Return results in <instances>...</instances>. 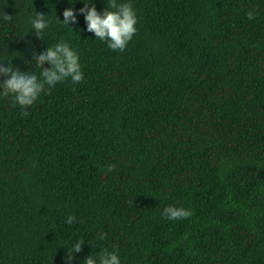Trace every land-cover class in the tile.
Segmentation results:
<instances>
[{
    "label": "trees",
    "instance_id": "obj_1",
    "mask_svg": "<svg viewBox=\"0 0 264 264\" xmlns=\"http://www.w3.org/2000/svg\"><path fill=\"white\" fill-rule=\"evenodd\" d=\"M131 4L137 30L113 50L82 13L56 19L68 0H0V60L39 72L34 52L65 40L84 74L31 104L0 95V264H65L79 238L70 264L104 248L121 264H264V0ZM169 204L191 215L169 220Z\"/></svg>",
    "mask_w": 264,
    "mask_h": 264
},
{
    "label": "clouds",
    "instance_id": "obj_2",
    "mask_svg": "<svg viewBox=\"0 0 264 264\" xmlns=\"http://www.w3.org/2000/svg\"><path fill=\"white\" fill-rule=\"evenodd\" d=\"M72 6L63 10V20L56 17L57 20L65 25L69 21L76 22V13H82L86 23V31L94 33L95 37L106 41L107 46L113 50H123L127 42L136 32L137 16L132 7L131 0H109V5L103 11H99L94 0H80L82 7H74L76 0H68ZM44 10H35L30 17L31 25L36 30V34L42 37V30L49 23V18ZM245 15L252 20L256 13L248 10ZM4 19L9 16L5 14ZM70 26V25H69ZM41 66L39 72L34 69H25L18 65L12 64L11 61L5 64V60H0V75L4 79L0 81V95L14 94V99L22 105L31 104L45 89V86H53L57 82L70 78L72 82H78L83 79V71L79 60L78 51L70 46L68 41L58 40L56 43L49 45L38 52H34ZM26 62L27 57L24 58ZM12 60V59H11ZM47 62L50 67H44ZM115 167L109 163L106 168L111 171ZM161 215L169 220L186 218L191 215L190 209L183 206L166 205ZM76 218L69 214L66 223L72 225ZM100 239H104V233H100ZM86 242L83 238L74 240L67 248L64 257L65 264H70L75 254L82 250ZM83 264H121V258L116 250L102 249L98 254L85 256Z\"/></svg>",
    "mask_w": 264,
    "mask_h": 264
}]
</instances>
